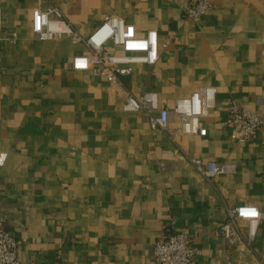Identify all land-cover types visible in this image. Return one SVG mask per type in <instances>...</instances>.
<instances>
[{
  "label": "crops",
  "instance_id": "0c3cea01",
  "mask_svg": "<svg viewBox=\"0 0 264 264\" xmlns=\"http://www.w3.org/2000/svg\"><path fill=\"white\" fill-rule=\"evenodd\" d=\"M209 1L196 22L183 17L191 0H1L0 219L26 240L22 264H158L156 240L184 230L200 250L192 264L264 262V129L245 144L223 125L233 100L264 113V0ZM51 5L84 37L116 15L138 36L176 40L110 84L74 69L82 44L35 36L33 10ZM198 90L205 134L175 115L164 131L122 110L129 94L156 92L172 109ZM192 157L228 172L208 181ZM246 204L261 219L240 251L219 226Z\"/></svg>",
  "mask_w": 264,
  "mask_h": 264
},
{
  "label": "built area",
  "instance_id": "2783aa9c",
  "mask_svg": "<svg viewBox=\"0 0 264 264\" xmlns=\"http://www.w3.org/2000/svg\"><path fill=\"white\" fill-rule=\"evenodd\" d=\"M1 2V0H0ZM209 0H191L183 8L185 19L199 22L210 10ZM33 30L39 40L66 39L73 44H82L85 50L74 57L75 70H92L103 76L110 84L121 83V79L132 74L134 64L154 65L160 56V47L167 48L176 37L161 40L156 30L138 36L122 17L111 15L89 36H82L56 5L46 9L33 10ZM3 28L0 8V31ZM9 40L15 42L16 34ZM113 46V47H111ZM114 47L122 48L121 51ZM125 112H140L146 116L152 129H169L172 115L180 118L183 128L200 126L199 133L205 134L199 119L204 116V96L198 90L188 98H179L172 109L162 108L156 92H145L141 96L129 94L122 105ZM223 125L229 128L230 138L238 143H254L264 129V113L251 110L236 101L227 106V117ZM6 154L0 152V166L5 163ZM195 170L206 180L212 181L217 175L228 172L226 165L215 162L205 163L200 158H189ZM261 213L251 204L229 209L228 219L219 226V233L226 242L240 251H251ZM240 222L247 225V234L241 231ZM25 239L14 236L4 220L0 219V264H22L19 248ZM200 250L188 230L172 231L160 236L154 246V257L158 264H192ZM264 264L262 260L253 263Z\"/></svg>",
  "mask_w": 264,
  "mask_h": 264
}]
</instances>
